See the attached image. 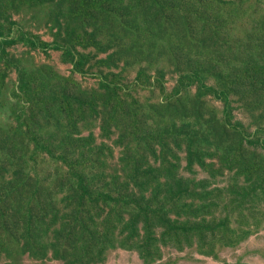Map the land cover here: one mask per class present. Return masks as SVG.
I'll return each mask as SVG.
<instances>
[{
    "label": "rangeland",
    "instance_id": "rangeland-1",
    "mask_svg": "<svg viewBox=\"0 0 264 264\" xmlns=\"http://www.w3.org/2000/svg\"><path fill=\"white\" fill-rule=\"evenodd\" d=\"M0 191V264H264V0H0Z\"/></svg>",
    "mask_w": 264,
    "mask_h": 264
},
{
    "label": "trees",
    "instance_id": "trees-1",
    "mask_svg": "<svg viewBox=\"0 0 264 264\" xmlns=\"http://www.w3.org/2000/svg\"><path fill=\"white\" fill-rule=\"evenodd\" d=\"M25 39H26L27 43H29L31 46L37 47V48H40V49H43V50L48 48V47L56 48V49L60 48V47H63L59 43H53V42L52 43H46L44 41L39 40L36 37H26ZM73 50L74 49L66 51V52H64V54L69 57L70 61L74 62L75 68L80 70L81 68L77 67V62H75L73 60ZM223 98H224L226 106H228L229 95H226L223 92ZM202 162H203L204 165H206L205 161L202 160ZM72 164L73 163H69V165H68L69 169H70ZM132 178H134V177H132ZM10 179H11V183L12 182L18 183L19 189L20 190L22 189L21 188L22 179L19 176V174L17 173V171L15 172V175L12 176ZM77 185H78V187H80V191L78 193L79 199H82L85 196H88L89 199L92 200L93 202L98 201V198L100 196L98 195L96 190L90 188V185L86 182V180H84V177H83L82 173H78ZM130 193L131 194H137V193H133V192H130ZM6 196H7L6 192H1L0 191V202L4 201ZM141 198L143 200H140L138 202V205L136 204L138 206V210L135 211L134 213H132V215L129 218H126V217L122 218V230L126 229V227H128V226L129 227L133 226L136 223L137 220L139 221V218H142L143 222H144V227H145V230L143 232L146 233V234L151 233V226L154 223V218L153 217L156 214V210L157 209H155L151 205L150 201L145 199V197L143 195H141ZM23 199H24V197H23ZM23 199L21 200V202L23 201ZM33 199L35 200L36 198L30 197L27 200V204L28 205H27V207L25 209H22V204L19 205V206L18 205L14 206V208H13L14 212H16L18 214V217L26 225L27 230L31 229L30 226H31V223H32L33 217H34L33 203H32ZM83 211L79 207H75L74 216L77 217L78 215L82 214ZM8 215H9V213H8V210L6 209V207L4 205H0V219H1V221L6 220ZM159 220H161V221H159L161 226H163L165 228H169L170 226L173 225V222H172V220H171L169 215H159ZM67 222H69L67 224L68 226H67L66 229H64V233L66 234L67 237L71 236V234H72V232H73V230L75 228L81 229L82 231L90 230V227L88 226L86 221L83 220V219L78 220V221H74L73 219L68 218L66 223ZM63 226L64 225H61V226H59L57 228L56 234L62 230ZM101 235L104 238H107L108 232L107 231H102V229H101V230H96V231H90V233L88 234V237L92 238L91 242H92V244L95 247L98 245V242L101 240ZM25 238H29V236H25L24 239ZM54 250H55L54 254L57 256L58 255L57 249H54Z\"/></svg>",
    "mask_w": 264,
    "mask_h": 264
},
{
    "label": "bare ground",
    "instance_id": "bare-ground-1",
    "mask_svg": "<svg viewBox=\"0 0 264 264\" xmlns=\"http://www.w3.org/2000/svg\"><path fill=\"white\" fill-rule=\"evenodd\" d=\"M95 49H96V47H95ZM58 52V51H57ZM104 58V57H103ZM124 148V147H123ZM117 157V156H116ZM127 161V160H126Z\"/></svg>",
    "mask_w": 264,
    "mask_h": 264
}]
</instances>
